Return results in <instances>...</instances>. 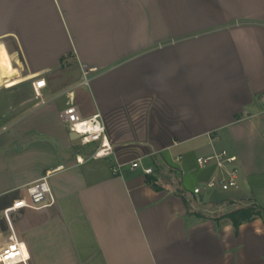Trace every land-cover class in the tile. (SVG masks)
I'll use <instances>...</instances> for the list:
<instances>
[{"label": "crops", "instance_id": "obj_1", "mask_svg": "<svg viewBox=\"0 0 264 264\" xmlns=\"http://www.w3.org/2000/svg\"><path fill=\"white\" fill-rule=\"evenodd\" d=\"M70 97L113 154L72 139ZM215 148L243 182L208 194L243 204L216 217L189 209ZM47 173L54 203L9 214L26 264H264V0H0V251L2 210Z\"/></svg>", "mask_w": 264, "mask_h": 264}, {"label": "built area", "instance_id": "obj_2", "mask_svg": "<svg viewBox=\"0 0 264 264\" xmlns=\"http://www.w3.org/2000/svg\"><path fill=\"white\" fill-rule=\"evenodd\" d=\"M86 81L85 79L84 82ZM32 85L34 91L38 94V91L45 86V82L43 79H40L34 81ZM61 118L68 131L77 135L75 140L81 147L92 148L89 158L99 159L113 154V147L106 135L100 113L96 112L87 117L83 116L79 107L70 97L61 112ZM76 162L82 164L85 162V158L82 155H77ZM196 163L201 168L212 167L215 171L212 177L192 189L193 194L197 198L203 197L206 190H210L211 192H234L241 188L243 182L240 177L239 158L228 149L215 148L208 154L198 156ZM140 166L138 161L131 163L132 168ZM120 167V164H116L113 167V172L119 171ZM142 169L147 175L155 174V170L152 167H142ZM48 175L49 173L27 185L25 187L26 197L14 200L11 205L2 210L1 214L6 219L11 231L13 230L9 219L11 211L21 208L41 209L54 203V197L48 183ZM24 245L12 231L8 237V242L0 251V263L26 264L29 255Z\"/></svg>", "mask_w": 264, "mask_h": 264}, {"label": "rangeland", "instance_id": "obj_3", "mask_svg": "<svg viewBox=\"0 0 264 264\" xmlns=\"http://www.w3.org/2000/svg\"><path fill=\"white\" fill-rule=\"evenodd\" d=\"M209 193H211L210 190L204 191L205 198L208 197ZM240 201V198H235V200H233L228 198L227 194L219 193L208 197L204 203H199L198 199L194 198L193 200L189 201V209L194 210L196 213H202L204 215L216 217L217 215L221 214V208H226L225 211H227L231 207L234 208L236 206H242L243 204ZM191 204H194L195 206H192Z\"/></svg>", "mask_w": 264, "mask_h": 264}, {"label": "trees", "instance_id": "obj_4", "mask_svg": "<svg viewBox=\"0 0 264 264\" xmlns=\"http://www.w3.org/2000/svg\"><path fill=\"white\" fill-rule=\"evenodd\" d=\"M148 180L151 183V178H148ZM152 186L157 187L155 184H152ZM258 214L259 211H257L254 207L250 206L239 208L232 212H229L223 215V218L229 219L235 227H238V225L243 221L249 220Z\"/></svg>", "mask_w": 264, "mask_h": 264}, {"label": "water", "instance_id": "obj_5", "mask_svg": "<svg viewBox=\"0 0 264 264\" xmlns=\"http://www.w3.org/2000/svg\"><path fill=\"white\" fill-rule=\"evenodd\" d=\"M72 139H76L77 138V135L76 134H74V133H72Z\"/></svg>", "mask_w": 264, "mask_h": 264}]
</instances>
